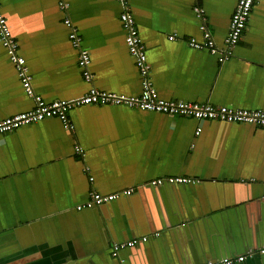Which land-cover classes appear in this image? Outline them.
Listing matches in <instances>:
<instances>
[{"label":"crops","instance_id":"1","mask_svg":"<svg viewBox=\"0 0 264 264\" xmlns=\"http://www.w3.org/2000/svg\"><path fill=\"white\" fill-rule=\"evenodd\" d=\"M61 1L67 5L65 12ZM237 2L130 0L151 66L150 79L162 97L264 110V0L258 1L233 56L223 63L185 41H203L201 16L195 10L200 5L222 48ZM0 9L33 75V87L45 100L77 99L91 87L129 97L141 93L140 71L120 22L122 6L115 0H0ZM65 18L91 56V83L79 70V50L69 39ZM171 35L176 40L170 41ZM33 105L0 41V120ZM70 118L73 129L55 118L0 136V264H75L90 256L91 246L92 254L107 263L113 235L121 241L155 239L152 235L160 231L152 229L171 217L174 225L197 223L185 233L190 239L170 230L122 253L125 264H172L176 246L184 240L193 246L204 242L209 248L217 242L220 251L225 242L219 239L220 223H252L255 213L249 205L243 212L229 213L248 204L228 206L241 190L236 194L209 184L136 191L116 203L117 210L93 215L105 229L106 242L99 246L86 209L76 211L92 188L108 194L166 177L264 183V128L169 117L127 106H81ZM256 224L264 227V207ZM144 231L148 233L140 234ZM237 264H264V254Z\"/></svg>","mask_w":264,"mask_h":264},{"label":"built area","instance_id":"2","mask_svg":"<svg viewBox=\"0 0 264 264\" xmlns=\"http://www.w3.org/2000/svg\"><path fill=\"white\" fill-rule=\"evenodd\" d=\"M122 6L120 13V22L125 32V42L130 54L136 60L142 79V91L137 96H126L111 93L91 87L89 91L80 98L73 100L55 99L52 101L45 100L42 95L38 94L33 87V75L30 73L24 56L20 54V45L17 38L13 35L8 19L3 15L0 9V41L9 53L11 63L16 69L18 78L27 95L33 101V107L10 115L0 120V136L13 133L17 129L25 126L40 123L46 119H58L67 128L73 129V123L70 118V112L77 107L98 105V106H127L142 111H150L167 115L169 117L190 118L197 121H217L233 124H248L258 128H264V110L260 109H233L226 106H216L208 102H192L177 99H167L162 97L150 79L151 66L148 62L146 47L141 39L140 30L135 15L130 6V0H115ZM198 1V0H196ZM259 0H238L236 8L232 14L229 31L224 42V46L219 48L216 45L213 34L207 27L202 15L200 5L195 6V10L201 16V31L203 41H198L191 37L186 44L197 50H206L212 55L218 57L219 62L223 63L229 57L233 56L235 49L241 43L253 11ZM61 10L67 11L65 2H60ZM64 24L70 29L69 39L72 45L79 50L78 67L82 77L86 82L91 83L94 80V74L91 69V56L82 48V39L78 31L74 28L70 19L65 18ZM170 41L176 40L175 35L168 38ZM202 128L198 127L195 134L199 136ZM78 154L83 155L80 147L76 148ZM197 179L188 177H166L150 181L152 186H161L164 181L170 183L187 184ZM144 185V184H143ZM142 186L131 187L121 191L104 194L97 189L92 188L89 191L87 201L78 205V211L85 210L92 205L101 206L103 204L115 201L123 196L128 197L134 194ZM154 238L159 233L152 235ZM150 239L148 236L134 238L122 243L113 245L114 255L121 249L131 248L145 243ZM264 254V249L259 251H249L246 254L237 255L221 260H208L202 264H237L243 263L247 258Z\"/></svg>","mask_w":264,"mask_h":264},{"label":"water","instance_id":"3","mask_svg":"<svg viewBox=\"0 0 264 264\" xmlns=\"http://www.w3.org/2000/svg\"><path fill=\"white\" fill-rule=\"evenodd\" d=\"M211 184L209 187H220V188H226L228 190H234L237 194L238 190H241L240 196L237 194L236 200H232L228 203V206L234 205V203H248L247 205L239 206L236 209H230L232 212H243L246 208H248V205L251 207V210L255 213L253 216V221L248 226L247 221L242 220L241 222H232V220H226L224 224L220 223L218 225L220 233L222 234V237L219 239L224 242L223 247H219L220 251L218 249V243L214 242L213 246L209 248L206 244L201 245L200 242L196 244V246H193L192 243H187L184 240V243L181 245L176 246V250L174 251L173 257L171 258L172 264H202L208 260H221L229 257H234L241 254H246L249 251H259L261 249H264V227L263 224H260V231L257 221L259 218H261V211L264 207V183H248L244 181H238V182H221V181H212V180H199L193 181L191 183H170L169 181H164L163 185L161 186H152L150 184H144L138 188L137 191H147V192H153V191H163L166 188L174 189V190H183V189H198L203 186H207ZM226 185V186H224ZM246 191H249L248 195L245 194ZM128 197H121L115 201H112L107 204H103L101 206L92 205L91 207L87 208L86 211L90 217V229L92 232V236L94 239L98 242V245H103L104 242H106V238L103 236L105 229L102 223H96L93 220V215L102 213L107 214L108 211L114 209H118V206H116L118 202H120L122 199H127ZM113 206V207H112ZM225 204H222V207H224ZM76 211H78L76 209ZM80 212V211H79ZM96 216V215H95ZM107 219V218H105ZM174 220L171 217V220L166 219L163 221V224L157 225L155 229L152 230H159V236L155 239H149L145 243L139 244V247H143V245H147L150 241H156L165 235L167 236L170 232V230L174 233H176L180 237H186L188 239L192 238L189 234L187 236L185 233L191 228L195 227L197 223H187L183 221L182 223H179L177 225H174ZM108 223V221L106 222ZM111 227V226H110ZM111 231L112 228H110ZM165 229V231H163ZM168 230V231H167ZM257 230V234L254 235L253 232ZM252 232V233H251ZM148 231H144L140 234H147ZM195 239V238H194ZM88 240V237L86 238ZM124 241L117 240L115 236L113 235V240L110 243L109 247V258L111 259L110 262H104L101 255L92 254V246L90 248V256L86 255L84 257H80L76 259L75 264H125V259L122 256V253L128 249L135 250L137 246L121 249L116 255H114L113 251V245L115 243H122ZM218 249V251H216ZM107 252V251H106ZM70 264V263H69Z\"/></svg>","mask_w":264,"mask_h":264}]
</instances>
